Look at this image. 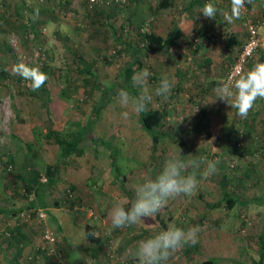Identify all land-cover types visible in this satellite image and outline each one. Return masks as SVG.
<instances>
[{
  "label": "rangeland",
  "instance_id": "rangeland-1",
  "mask_svg": "<svg viewBox=\"0 0 264 264\" xmlns=\"http://www.w3.org/2000/svg\"><path fill=\"white\" fill-rule=\"evenodd\" d=\"M246 1L249 9L255 8L250 17H264V0L262 6L257 7ZM153 2L0 0V199H7L0 200V207L7 204L8 208L16 209V213L20 210L26 215L14 221L7 215L3 219L7 228L19 220L24 221L23 224L31 222L30 227L41 228L45 220L38 218L37 207L28 203L36 197L37 184L47 182L51 175L53 182L42 192L44 204L37 205L45 211V218L53 215L55 207L74 216L75 231L69 235L74 249L86 248V224L103 242L96 256L99 259L94 251L85 250L83 264H136L128 255V249L165 230L169 224L185 230L199 226L201 231L195 246L185 245L170 256L167 264H200L212 253L217 255L216 264L257 262L259 246L264 241V99H257L247 118H243L236 109L216 98L215 93L243 41L228 46L225 39L240 31L239 26L233 25L234 21L241 23L246 36V16L241 15L232 23L222 19V25L211 30L213 25L205 27L194 13L195 19L188 10H181L175 25L181 13L190 23L186 33L177 36V46L171 45L173 54L168 74L163 76L174 81V87L170 95L162 97L154 94L161 79L154 71L158 64L153 63L168 54L143 49L145 32L155 33ZM229 2L231 0H219L220 12L231 13ZM180 4L173 2L174 7ZM172 13L178 15L177 10ZM261 32L264 34V27ZM189 36L194 38L192 45L187 42ZM131 46L140 47L139 58L146 64L136 72L142 69L150 72L148 86L153 90V99L149 107H164L167 111L157 130L168 131L173 140L176 137L177 147L178 132L187 143L192 140L202 143L207 138L209 146L198 157L223 163L230 177L222 190L246 199L243 205L233 207L235 212L225 218L227 204H221L224 200L219 199L220 185L216 187L218 180L214 185L217 178L212 174L213 177H198L199 186L194 195L169 200L155 216L144 218L139 224L112 228L113 203L118 199H133L137 181L149 172L158 173L169 154L178 151L171 149L169 140L167 152L158 153L155 142L138 122L139 114L119 103L124 67L132 61ZM21 62L39 67L47 74L39 90L33 91L30 81L14 74V67ZM253 64L251 59L244 72ZM106 83L119 86L115 84L106 92L111 97L95 114L93 105ZM124 111L129 112L130 119L122 118ZM71 120L90 123V132L81 141L82 153L62 157L61 145L52 137H45V133L50 128L63 133L70 127ZM226 140L228 150L217 156L216 148ZM100 163L99 172L106 171L110 179L99 180L92 190L87 185L82 190L67 185L69 171L82 173L83 177L81 171L91 170L92 176L97 177ZM205 167L206 164H202L201 170ZM199 191L202 194H198ZM58 196L62 197L60 206L54 204ZM9 199L14 201L10 203ZM56 217L53 226L57 224L59 217ZM242 221L246 222L244 226ZM58 225L64 228L59 230L62 233L66 224L60 219ZM56 231L53 230L55 235ZM63 234H59L57 242L59 252H54L56 264H73L64 258L62 249L65 247L61 245L68 243V233L66 237ZM0 237L5 241L7 231L3 230ZM5 255L7 258V253Z\"/></svg>",
  "mask_w": 264,
  "mask_h": 264
},
{
  "label": "clouds",
  "instance_id": "clouds-1",
  "mask_svg": "<svg viewBox=\"0 0 264 264\" xmlns=\"http://www.w3.org/2000/svg\"><path fill=\"white\" fill-rule=\"evenodd\" d=\"M245 3L246 0H231V13L221 12L224 20L232 23L239 19ZM220 11L211 2L205 3L202 8L203 15L209 19H215ZM13 72L30 81L33 91L39 90L48 78L39 67H30L22 62L14 67ZM149 75L147 69L134 72L132 87L139 90L138 94L133 95L126 89H121L118 93L121 107L130 108L137 114L148 111L153 99V90L148 86ZM173 87L174 81L168 76H163L154 94L166 97L171 94ZM215 93L216 98L230 105L231 109H236L240 117L247 118L257 99H264V63H256L246 72L242 71L228 81H220ZM121 115L124 119L129 118L128 111L122 112ZM202 164H206V167L201 171ZM218 164V160H207L204 157L185 160L180 149L170 153L158 173L152 175L149 172L137 181L133 188V199L123 198L113 203L110 211L112 228L139 224L144 218L155 216L169 200L181 195H194L199 186L198 176L206 178L216 173ZM200 231L199 226L185 230L175 224H169L165 230L139 241L135 247L128 249V255L136 264H167L170 256L185 245L195 246Z\"/></svg>",
  "mask_w": 264,
  "mask_h": 264
},
{
  "label": "crops",
  "instance_id": "crops-1",
  "mask_svg": "<svg viewBox=\"0 0 264 264\" xmlns=\"http://www.w3.org/2000/svg\"><path fill=\"white\" fill-rule=\"evenodd\" d=\"M173 2H178L181 4L178 5L177 7H174ZM208 2L215 4L218 9L221 8L219 6V0H154V2H153L154 7H155L154 9L156 10V12L154 13V15H152L153 31L162 37H165L168 35L175 36L176 42H177L178 41L177 36H179V34L177 33V31L175 29V22L178 19V16H179V13L181 10H188L189 14H191L192 17L195 19V16L193 15V13H194L198 18H200V20H201L200 23L205 27H208L209 25H213L210 27L211 30L215 27L217 28L218 25L221 26L223 23L222 19H224L223 16H221L222 15L221 12L217 13L215 19H209L203 15L202 8H203L204 4L208 3ZM261 2H262V0H251V2H249V5L250 6L254 5V7H257L259 5L262 6ZM228 4H231V2H229ZM263 7L264 6H262V9H263ZM252 9L255 10V8H250L248 10L249 14H251ZM174 10H177L178 15L172 13ZM169 11H172V12L169 13ZM259 18H262V16H260ZM233 25L239 26V29H240V31L236 32L234 35L236 37V40L237 41H241V40L244 41L246 36H244V32L242 31V29L240 27L241 23L239 22V24H238L236 21H234ZM246 34L247 33L245 31V35ZM176 42L172 45L177 46ZM171 48L172 47L170 46L167 50H157V51H164L168 54V57L164 58V56H160V60L157 61L156 63H153V64H158L157 68H155L154 71L157 74V76L159 77V79H161L164 74H168V67H169L170 62H171L170 58H172V54H173L170 51ZM140 53H142L141 50H139L138 58H139ZM145 58H146V56H145ZM139 60L141 63L132 70L131 77H133L134 72H136L138 69H140V67L143 68V66L146 65L145 61L142 60L141 57L139 58ZM159 70H162V72ZM156 71H159V73ZM160 73H162V75H160ZM121 82L122 81H120V83ZM112 84H114V83H110V84L106 83L107 86L112 85ZM138 91H139L138 89H135V92H132V93L134 95H137ZM151 107L152 108H160L164 113L162 120L165 119V117L167 116L166 108L155 107V106L154 107L151 106ZM129 119H130V116H129ZM76 121H78V120H76ZM138 122H139V115H138ZM81 124L87 125V122L81 123ZM89 124H88V126H90ZM50 129L56 130L54 128H50ZM89 132H88V134H89ZM159 132L161 133V135L159 137V141H157V143L155 142V146H156L158 153H163L164 151L167 152L169 140L172 141L171 142L172 148L171 147L170 148L176 149V150L179 148L181 150V154L183 155V159H185V160H189L192 158H198V156L201 153H204L206 151L205 150L206 146H209L208 141H206L207 138L205 139V141H202V138L201 139L199 138V140L202 141V143L201 142L197 143V141H193V140L190 141L189 143H187L185 137H183L180 134V132H178V134H177L178 147H177V143L175 141L176 137L173 140V138L171 137V134L168 131L162 130ZM225 136L227 137V135H225ZM180 138L184 141L183 146L180 144V141H179ZM212 140L213 139L211 138L210 143H212ZM215 142H217V141H215ZM166 143H168V144H166ZM188 144H189V146H188ZM205 144H207V145H205ZM158 145H159V147H157ZM221 147H223V148H221ZM221 147L216 148V155L217 156H218V154L223 153V151H225V149L227 148V140L224 143V145L222 142ZM207 148H209V147H207ZM227 150L228 149H226V151ZM83 151H84V149H82L81 144H80V149H79V151H77V155L82 153ZM188 154H192V155L189 157ZM101 166H102V163L99 164V168H98L99 170H97L98 173L96 174V175H98L97 177L92 176L91 170L85 169V170L81 171L84 173L83 177H82V173L77 175V174H74L72 171L71 172L69 171L68 175H67V178H68L67 185H69L73 189L75 188L78 190H82L87 185L92 190V188L94 186H98L99 180L105 181V180L110 179L109 173H107L106 171H104L102 173L99 172L100 170H102ZM100 167H101V169H100ZM24 168H25V166H24ZM217 168H218V171L213 174L217 178L214 182V185L216 184V181L218 180L219 184H216V187H218L220 185L221 192L223 191L222 194L219 191L220 192V196H219L220 198L219 199H220V201L224 200L223 202H221V204H225V203L227 204V201L224 199V193L227 191L222 190V187H224V184L228 181V178L230 177L228 175H230V174L228 173V170L223 163H219L217 165ZM213 175H212V177H213ZM61 180H62V177H59V181H61ZM81 186H82V188H81ZM67 190L69 191L68 188H67ZM69 193L71 196V192H69ZM198 194H202V193H200V191H199ZM231 195L236 197V201H235L234 205L231 207H229L227 205L225 215L223 216L224 218L227 215H229L230 212L231 213L235 212L234 210H232L233 207H235V206L239 207V205H243L244 202L246 201V199L243 198L242 195L241 196H238L236 194H231ZM200 197H201V195H200ZM0 200H7V199H6V197H3ZM213 200H216V199H213ZM10 201H11L10 203H12L14 200H10ZM61 201H62V197L58 196L57 201L55 200L54 204H56V206H58V205L60 206ZM6 205L0 207V220L1 219L3 220L2 222H0V234H2L3 230L7 231V239L5 241H2L3 239L0 237V264H56V259L54 256L55 254L53 253L50 255L45 250H43L41 248L43 245V241L41 239V228L38 229L34 225H32V227H30L31 222L23 224L24 221L21 222L20 220L17 223L13 222L14 225L7 228V225H6L7 222H6V220L4 221V219H3V218H6V215H7L8 219L13 220V221H14V219H17V218L23 219L24 217L21 216L20 210H18L20 213L19 212L16 213V209H12V207L8 208ZM28 205H29V203H28ZM214 205L215 204H213V206ZM35 206L38 208L37 205H35ZM18 207H20V206H18ZM60 208L61 207H55L52 210L53 215H48L45 218V224L49 223L50 225L53 226V224L55 223V218H57L56 216L59 217L57 219L56 226L52 227V228H54L53 229L54 231H56V229H57L56 235L58 232V235H57L58 238L56 241V250H58V247H57L58 243L57 242L60 239L59 234L65 233L67 235V233H68V243L65 244V246L63 244L61 245L62 248L65 247L64 248L65 250L62 249V252H64V258L68 262L73 263V264H83V261L85 259V256L83 253L85 252V250L88 252H92V253L94 251L95 257L99 256L98 251H99L102 244H97V243H95L89 239H87L86 248H85V246L83 248L81 246H78L77 248L74 249V245H72L71 240H70L72 237L69 235H72L75 231V228H74L75 224H73V222L76 221V219H74V216H72L69 213H66V211H63ZM14 211H15V213H13ZM60 219L63 220L64 223L66 224V228L64 231H62V233H61V231L59 232V230L64 229L63 227L58 225ZM1 223H3V225ZM93 233L96 234L95 231ZM65 234H63V235L66 237ZM38 247H40V248H38ZM4 252L7 253V258H5L6 255ZM58 252H59V250H58ZM95 257H94V260H95ZM209 257H213V258L215 257L216 258L217 255H216V253L215 254L212 253ZM87 259H89V258H87ZM96 259H99V257L98 258L96 257ZM254 263L255 264H263L264 262H261L258 260L257 262L253 261L250 264H254ZM61 264H63V263H61ZM95 264H99V263H95ZM214 264H216V263H214Z\"/></svg>",
  "mask_w": 264,
  "mask_h": 264
},
{
  "label": "trees",
  "instance_id": "trees-1",
  "mask_svg": "<svg viewBox=\"0 0 264 264\" xmlns=\"http://www.w3.org/2000/svg\"><path fill=\"white\" fill-rule=\"evenodd\" d=\"M181 13V17L177 21V24L175 25V29L178 34L181 35V33H186L185 30L187 28V25L190 23V19L185 16V14ZM26 26V25H25ZM30 28V27H29ZM188 29V28H187ZM144 40L146 41L143 49L146 50H167L172 44L176 42V37L172 35H168L165 37H162L158 34H155L153 32H149L143 35ZM194 38L189 36L187 42L189 45L194 44L193 41ZM225 43L228 46H233L234 44L238 43L236 40V37L234 34H230L226 37ZM131 55H132V61L129 63L130 65L124 67V74H123V81L120 83L121 88L126 89L127 91L135 92V88L132 87V77L131 73L132 70L138 66L141 62L138 58V53L140 50V47L138 46H131ZM261 58V57H260ZM259 58V59H260ZM208 59V58H207ZM119 86L118 83H114L112 85L105 86L103 91L101 92V96L98 101H96L93 105V113L98 112L105 104L109 101V96L111 97V94H106L114 85ZM115 86V87H116ZM96 114V113H95ZM164 116L163 111L160 108H152L149 107L147 112L140 113L139 114V122L141 126L149 133L151 139L153 142H157L159 140V137L161 133L157 130V126L160 125L161 120ZM68 129L65 131L60 130H52L49 129L45 133V137H52L53 141L61 145V155L62 157H69L72 153H77L80 149V144L83 138L88 134L89 132V126L82 125L79 121L71 120L69 122ZM65 132V133H64ZM180 144L183 146L184 141L180 138L179 139ZM234 141H236V137L234 138ZM234 143V142H233ZM52 177L50 175L47 182L40 181L39 184L35 187V196L32 197L31 201H29L28 206H35L44 204L42 192L45 186H48V184H51ZM224 199L227 201V205L229 207L233 206L236 197L229 194L228 192L224 193ZM102 214L105 213L102 211ZM246 222L242 221L243 226ZM85 234L87 238L95 243L103 244L102 241H99L100 238L97 237L94 233L90 231V226L88 224L85 225ZM260 257L259 261L264 262V241L261 242L260 246ZM53 254V253H52ZM51 255V254H50ZM215 258L213 257H207L203 258L200 261V264H214Z\"/></svg>",
  "mask_w": 264,
  "mask_h": 264
},
{
  "label": "built area",
  "instance_id": "built-area-1",
  "mask_svg": "<svg viewBox=\"0 0 264 264\" xmlns=\"http://www.w3.org/2000/svg\"><path fill=\"white\" fill-rule=\"evenodd\" d=\"M248 10L249 8L246 1L244 9L242 10V15L246 16L245 24L247 34L234 61L226 70L222 81L235 78L238 73L245 70L247 63H249L251 59L254 60L253 66L256 63H264V34L261 32V28L264 27V18L250 17ZM35 213L38 218L45 220V211L42 208H36ZM26 214L28 215V213ZM21 216L26 217L25 212H21ZM41 239L43 241L41 247L43 250L48 254H52L56 251L57 237L53 230L45 223L41 226Z\"/></svg>",
  "mask_w": 264,
  "mask_h": 264
}]
</instances>
